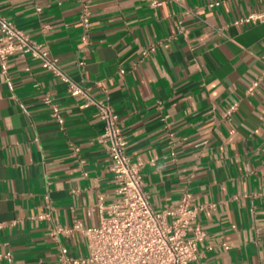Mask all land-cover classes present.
<instances>
[{"label":"crops","instance_id":"crops-1","mask_svg":"<svg viewBox=\"0 0 264 264\" xmlns=\"http://www.w3.org/2000/svg\"><path fill=\"white\" fill-rule=\"evenodd\" d=\"M158 1L87 0L89 43L80 0H0V16L110 103L156 211L184 190L202 206L206 236L188 264H264V24L234 23L264 0ZM82 102L28 55L0 64V264L88 255L81 228L99 224L116 183L102 122Z\"/></svg>","mask_w":264,"mask_h":264},{"label":"built area","instance_id":"built-area-1","mask_svg":"<svg viewBox=\"0 0 264 264\" xmlns=\"http://www.w3.org/2000/svg\"><path fill=\"white\" fill-rule=\"evenodd\" d=\"M80 4V40L89 43L90 11L87 0H80ZM151 4L157 6L161 2L151 0ZM252 21L264 24V12H252L236 19L234 23ZM14 54L30 56L43 69L64 80L68 93L80 96L83 99L82 107L93 106L102 122L98 141L108 152L110 169L116 183V195L107 204L98 203V225L81 228L87 240L88 255L85 258H66V264H188L196 260L198 244L203 241L206 233L198 222L202 206L193 203L192 194L184 190L176 207L156 211L143 188L144 162L133 161L128 156L127 140L122 133L119 116L110 103L94 98L88 88L72 81L59 67L56 58L41 43L34 41L12 21L0 16L2 67ZM251 90L252 87L248 88L249 92ZM45 101L50 105L52 115L61 122L56 104L51 103L48 95L45 96ZM234 108L235 105L230 106L226 114ZM38 217L51 219V213L46 212ZM68 231L69 229L61 226H52L54 236ZM224 247L227 248L225 244Z\"/></svg>","mask_w":264,"mask_h":264}]
</instances>
